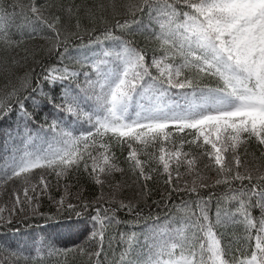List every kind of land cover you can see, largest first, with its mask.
I'll list each match as a JSON object with an SVG mask.
<instances>
[{
	"label": "snow or ice",
	"instance_id": "6c2138e0",
	"mask_svg": "<svg viewBox=\"0 0 264 264\" xmlns=\"http://www.w3.org/2000/svg\"><path fill=\"white\" fill-rule=\"evenodd\" d=\"M22 66L0 224L76 220L14 264H264V0H0V70Z\"/></svg>",
	"mask_w": 264,
	"mask_h": 264
},
{
	"label": "trees",
	"instance_id": "16d2710c",
	"mask_svg": "<svg viewBox=\"0 0 264 264\" xmlns=\"http://www.w3.org/2000/svg\"><path fill=\"white\" fill-rule=\"evenodd\" d=\"M38 43H42V41H38ZM27 67L28 66L13 68L10 72H4L3 70H0V90H4L6 87H10L12 84H18L19 81L17 79V75H23V73L27 70ZM37 71H39L38 68ZM15 122V114L10 116L8 120L0 121V158H2L5 154L3 151L4 141L6 139L5 133L9 130V128L15 127ZM167 147L169 146H166V150ZM184 151H187L186 147ZM249 151H251V149H249ZM183 171L184 169L182 167L181 172L183 173ZM209 175H214V173H209ZM124 178L127 179V177ZM49 179H51L52 184L55 185L54 177H49ZM189 179L191 178L189 177ZM78 182L81 184L84 183L83 177H81L79 174L74 175L71 178L61 180V184L67 183L73 186ZM13 187H18V185L11 183L7 185H0V206H3L4 208H9L12 206L13 203L11 204L10 200L12 201L13 198L10 195V190ZM150 187L154 188L150 198L153 200H158L159 193L161 191V184H153L150 185ZM72 190L75 191V187H73ZM89 190L93 191L92 189ZM4 197H7V200H4ZM183 198L187 199L188 196L185 195ZM180 199V196H176V203H179ZM152 207L155 209V205H152ZM147 211V208H145V215H147ZM120 215L123 216L124 213H121ZM254 215H258V213L254 212ZM75 220V216L69 218L66 214H62L60 217H57L56 219L47 223L40 221L38 226L34 221H29V226H25L24 223L17 224L14 219L12 224L8 227L0 224V264H14L15 258L11 255L12 251H24L25 254L28 253L29 249L25 247L24 242L29 239L37 227L44 229L45 233H47L50 238L57 240V247L61 249L65 247L70 248L71 242L75 241V235L69 232L68 226L72 223V221ZM13 228H15L16 231H13ZM123 228L124 226L121 225L119 229H114L113 231L118 233V231L123 230ZM139 239L141 243H143L142 235L139 237ZM114 247H116L118 252L119 245L114 243ZM85 259V257L78 253L68 252L67 255H53L51 257L45 256L44 264H84ZM20 264H23V261H21Z\"/></svg>",
	"mask_w": 264,
	"mask_h": 264
},
{
	"label": "rangeland",
	"instance_id": "374dc122",
	"mask_svg": "<svg viewBox=\"0 0 264 264\" xmlns=\"http://www.w3.org/2000/svg\"><path fill=\"white\" fill-rule=\"evenodd\" d=\"M6 198H7V197H4V200H7ZM4 200H3V201H4ZM10 202H11V204H12V203H13V200H12V201L10 200ZM12 208H13V204H12V206L9 207V208H4L3 206H0V209H3V212L0 213V214H2L3 216H5V217L7 218L8 215H9V212L12 210Z\"/></svg>",
	"mask_w": 264,
	"mask_h": 264
}]
</instances>
